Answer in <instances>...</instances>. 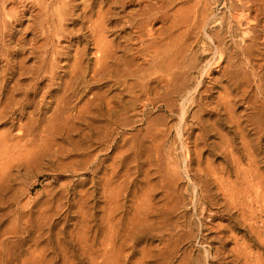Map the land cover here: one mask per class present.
Returning a JSON list of instances; mask_svg holds the SVG:
<instances>
[{"label": "rangeland", "instance_id": "obj_1", "mask_svg": "<svg viewBox=\"0 0 264 264\" xmlns=\"http://www.w3.org/2000/svg\"><path fill=\"white\" fill-rule=\"evenodd\" d=\"M201 1L208 15L198 19L201 23L204 16L207 23L200 29L203 38L186 39L182 46L187 51L178 59L182 72L192 68L184 78L190 99H174L173 110L158 102L142 114L129 89L131 80L118 81L113 73L93 76L95 47L87 27L90 18L96 20V11L84 17L76 8L82 16L65 20L54 1L41 9L31 1L23 7L19 1L3 6L0 0V264H264V136L260 140L246 121L252 112L246 100L255 92L242 102L232 90L227 108L220 99L226 83H217L208 101L198 102L206 87L223 79L217 72L220 56L247 71L236 48L245 43V26H230L242 4ZM111 9L102 25L107 40L117 46L129 35L115 29ZM229 26L234 40L226 36ZM214 34L225 35V44H214ZM77 56L82 57V71H71ZM208 63L215 71L210 78L203 75ZM93 95L100 96L102 106L88 122L100 129L114 126L108 142L95 143L98 134L90 135L86 122L77 123L84 134L67 138L76 148L63 135L55 136L52 145L46 135H38L32 145L27 138L18 139L57 113L65 119L66 114L55 110L56 101L73 108L67 114L77 113ZM109 100L115 108L111 113ZM231 112L239 117L247 139L259 146L257 164L250 165L242 137L229 122ZM55 144L67 155L58 154L61 148ZM88 152L98 156L90 167L85 164Z\"/></svg>", "mask_w": 264, "mask_h": 264}, {"label": "bare ground", "instance_id": "obj_2", "mask_svg": "<svg viewBox=\"0 0 264 264\" xmlns=\"http://www.w3.org/2000/svg\"><path fill=\"white\" fill-rule=\"evenodd\" d=\"M10 1H19L21 4L22 3L25 4V2L31 1L34 4L35 3L38 4V6L41 9L47 8L50 1H54L55 3H58L61 5V8H62L61 9L62 10V16L61 17L65 20L66 19L67 20H73L76 15H77V17L82 16V15H78L76 13V10H75L76 8H81L79 10L84 11V13H85V14H83L84 17H86V16L88 17V13L92 14L94 11H96V13H97L96 14L97 15L96 20L93 22V21H91V18H90L89 22L91 24L89 23V25L87 27V28H90L89 31H91V34H92L91 36H92V39L94 41L93 45L95 47V53H94L95 66L93 68V76L96 77V76H99L98 74H106L109 77L110 76L109 73H111V74L113 73L118 77V79H119L118 81H120L121 79L124 80L123 82L131 80V83L129 85L130 86L129 89L131 90L132 94H134L136 96V98H138V100L140 101L142 108H143L142 112H144L142 114L146 113L145 109L149 105L151 106V105H154L155 103H156L155 105H157L158 102H160V103L163 102L164 104L167 105L166 108L173 110L174 108H176L175 106L173 108V100L174 99H175V102H176V99H183L184 101H182V102L184 103L185 98L187 99V97L189 96V90H191V89L186 84V82H184V78H187L186 76L189 75L192 68L189 67L187 71L182 72V70L180 69L181 65H180V62L178 61V59H179V57L182 56L181 51L185 50V49H183L182 44L184 41L186 42V39H188L189 37H192V35H194L193 37H195L197 39V42H198V41H200L199 39L203 38V37L202 38L200 37V35H201L200 29H202V31H204L206 29L207 23L205 24V22H203L204 16L202 17L201 23L199 22V20L201 18L200 16H202L203 14H206L204 11L205 10L204 4L200 3L201 0H1L3 6H5L4 5L5 3L10 2ZM239 2H240V4H242L241 9L239 12H238V10H235L238 13L236 12V14L233 15L232 20L230 21V24H231L230 26L232 28L234 27L235 29H237V28L240 29L241 27L245 26V32H246L245 40H244V38H242L245 43L243 45L238 44V46H236L235 43L234 44H235L236 48L238 49L239 53L243 57L242 61H245V65L250 69V71H248L249 70L248 68H246L247 71L243 70L244 68L238 69L236 66L234 67L232 65L233 63L230 64V62H228V60H226L227 57H221L220 56V59L217 62L218 63L217 67L219 68V70H217V72L219 71V73H221V75L223 76V79L220 81L217 80V82L213 83L212 86L210 85V87H206V85H205L206 88H205V90H203L204 98L201 97L200 101H198V100L197 101L200 104V102L202 100H203V102L205 101V99L207 100V98L209 97V95L211 94V92L213 91L215 86L217 85V83H219V85L221 83H226L223 86H221V88L223 90V92L221 94H223V95L220 96L221 97L220 99L226 105L227 108H229L231 105V98L230 97L232 94H234V93H232V90L237 91V93L236 92L235 93L237 94V97L242 102L247 99L246 97L250 92H252V93L255 92L254 96H249V99L246 100L248 110L252 111L250 113L248 112L249 114L246 116L247 117L246 121L248 122V124H250V126L252 127L255 134L261 140L262 136H264V105H262L261 104L262 101H260L261 98L264 101V0H239ZM23 7H25V6L23 5ZM112 7L115 10L114 11L115 14H113V15H115V17L117 18V24L115 26V29H117L119 31V33H122V31H126L127 34L129 35L126 42H124V43L123 42H119V43L117 42L118 43V44L116 43L117 46L115 44L113 45L112 41L107 40V37H105V34H107L106 33L107 30L105 31L106 28L104 27L105 23H103L104 25H102V22L104 21V19L108 18V16L113 12V11L111 12ZM203 11H204V13H203ZM235 11H234V13H235ZM68 17H70V18L68 19ZM77 17H76V19H77ZM94 17H96V16H94ZM94 19L95 18H93V20ZM209 19H207V20H209ZM80 20H82V19H80ZM83 20H85V19H83ZM108 22H110V21H108ZM206 22H208V21H206ZM160 23H161V26H158L155 28V25H157V24L159 25ZM81 24H82V22H81ZM230 26L228 29H230ZM194 29L198 30V32H195ZM221 30H223V27ZM225 30H227V28ZM218 31L215 30V32H218ZM241 32L242 31H240V33ZM259 32H261V35L258 34ZM223 33H225V32H223ZM69 34H71V33H69ZM87 34H89V33H87ZM226 34H227L226 36L231 37V38H233V36H234V32L231 29L227 30ZM220 35L214 34V36L211 37V40L214 44L218 43L220 45L221 41L226 40V38H224V39L222 38V37H225V35H223V36H220ZM208 36H210V35L208 34ZM233 40H234V38H233ZM208 41H209V39H208ZM208 41H207V43H208ZM224 44H225V42H224ZM234 44H233V46H234ZM68 47H70V46H68ZM191 48H192V46H191ZM211 48H212V46H211ZM206 49L208 50V48H206ZM215 49H216V51L220 50L218 46H216ZM185 51H187V50H185ZM223 51H224V49H223ZM223 51H221V52L222 53L227 52V51H224V52ZM77 52H79V51H77ZM120 52H123L124 54L123 55L119 54ZM56 53H59V51ZM64 53H66V52H64ZM67 53H68V51H67ZM79 54L82 56V54L80 52H79ZM76 55H77V53H76ZM227 55H228V53H227ZM237 55H239V54H237ZM212 57H214V55ZM75 58H76V56H75ZM79 58H82V57H78L79 61L78 60H77V62L74 61L76 63L75 65L71 64L73 66V68H71V69H74L71 71H75V70L82 71L81 65L83 63H81V61H80L81 59H79ZM235 59H236V57H235ZM226 61H227V63H226ZM259 61H261V62H259ZM213 62L216 63L215 61H213ZM204 66H206V65H204ZM239 67H241V66H239ZM204 68H206V67H203V69ZM193 69H194V67H193ZM206 70H207V72H204V70H202L204 72L203 75H205V77L210 78V75L212 73H215V71H212L209 63L207 64V69H205V71ZM103 77H105V76H103ZM213 78H214V76H213ZM93 79H95V78H93ZM207 79H205V81ZM205 81L203 79V82H205ZM190 82L191 81L189 80V83ZM199 82L201 83L202 81H199ZM189 85H191V84H189ZM199 91L201 92L202 90H199ZM194 92H195V90H194ZM192 98H193V96H192ZM233 98H234V96H233ZM238 98H237V100H238ZM89 99L90 100H88L86 103L84 102L85 104L82 107L79 106V108H78L79 110L77 111V113H69V114H67L68 111H71L73 108L70 109V105L65 101H62V100L56 101L58 103H57L55 110L57 112H59L60 114L61 113L66 114L64 116L65 119H60L58 117V113L55 111L57 113L56 116H54L48 122L46 121L45 125L42 123H37V124H41V125H36L35 127H31L29 129H27V131L25 132V135L22 136L23 139L22 138L20 139V137L18 139L24 141V138H27V141L31 143V142H34L37 140L36 137L38 135H40V136L46 135L47 137L50 136V142H49V144H50L53 142V138L55 136L63 135L64 137H66L65 141L69 142L71 146L74 145V146H72L73 148H76L77 146H75V144H76L75 141L72 140L71 138L68 140L67 138L74 136L75 134L80 135L81 133H83V130L77 126L78 125L77 123L86 122L85 124H87V129L90 132L89 134L91 135L94 132L95 133L97 132V134H98L97 137L95 135V138H96L95 143H100V142L104 143L106 141L108 142V138H109V136L111 137L115 128L113 129L114 126L111 128L109 125H102L103 129H100L93 122L92 123L88 122V119H95L97 117L96 116L97 111L94 112V110H96V109L100 110L101 106H102L101 100L99 101V99H100L99 95H95V96L93 95V97L89 98ZM188 99H190V98H188ZM188 99H187V101H188ZM207 101H205V103ZM234 101H236V100H234ZM193 104H195V102ZM234 104L236 106V103H234ZM106 105H107L106 108H107L108 113L113 112V110L115 108H114L113 103L110 100L106 101ZM220 106H221V103H220ZM202 107H200V108H202ZM218 109H220V108H218ZM98 112H101V111H98ZM223 112H225V111H223ZM233 113L234 112H231L229 115L230 116L229 122L231 123V125H234V128H237L236 130L240 133V135L242 137V148L245 151V154H247V156L250 159V165L257 164L256 154H258L260 148L258 145H254L251 141H249L247 139L248 137L245 133L244 128H242V126H241V122L239 120V117L237 119ZM235 115H237V114H235ZM240 115H238V116H240ZM193 117H195V116H193ZM186 118H187V115H186ZM240 119H241V117H240ZM201 120L202 119H200V122L199 121L198 122L201 123L203 121V120L202 121ZM204 122H202V123L204 124ZM200 126H201V124H200ZM205 127H207V126L205 125ZM204 129H203V131H204ZM205 131H207V130H205ZM206 133H208V131ZM222 135H223V133H222ZM222 135H220V136H222ZM196 137H198V136H196ZM224 137L226 139H228L226 136H224ZM221 139H223V138H221ZM228 140H230V139H228ZM228 140H225V141L228 142ZM190 143H192V142H190ZM229 144L230 143H228V145ZM31 145H32V143H31ZM50 145H52V144H50ZM232 145H234V144H232ZM55 146H58L59 149L61 148L60 151H57L58 154L63 155V156L67 155L66 150L63 149V147L60 144H58V145L55 144ZM229 146H231V145H229ZM45 147H47V146H45ZM185 147H187V149L190 151V149L188 148V145ZM196 147L194 149H196ZM224 147H222V148H224ZM227 147H225L226 150H230V148L228 149ZM188 150L186 151L187 153H188ZM197 150L199 151V148ZM197 150H195V151H197ZM226 150H224V151H226ZM231 150H232V148H231ZM231 154H232V152H231ZM187 155L190 156V152ZM97 159H98V156H96V155L93 156L92 153L88 152V158L86 159L87 161L85 163L86 167L89 165L92 166L93 164L95 165L94 162L97 161ZM189 159H191V158H189ZM75 171H77V170H75ZM248 171L246 173H248ZM248 178H249V176H246V179H248ZM111 179L112 178H110V180ZM106 180L107 179L105 177V181ZM226 200H227V198H226ZM239 200H241V195H239L238 202H239ZM228 205H230V204H228ZM240 205H241L242 209L245 206V204L243 202H241ZM241 256H242V254H241ZM213 257H214V255H213Z\"/></svg>", "mask_w": 264, "mask_h": 264}]
</instances>
